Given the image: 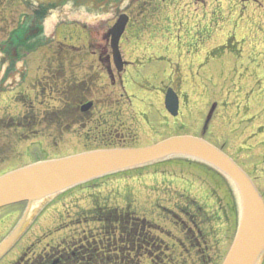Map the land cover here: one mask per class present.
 Masks as SVG:
<instances>
[{"label": "rangeland", "instance_id": "374dc122", "mask_svg": "<svg viewBox=\"0 0 264 264\" xmlns=\"http://www.w3.org/2000/svg\"><path fill=\"white\" fill-rule=\"evenodd\" d=\"M14 1L17 12L0 15V108L4 117H16L18 128L0 119V174L36 159L198 136L216 104L204 137L222 146L264 193V0H96L104 5L100 9L80 0L91 16L78 2L73 13L84 14L72 23L50 22L53 12L38 18L33 11H40V3ZM116 1L119 13L125 9L130 15L120 39L128 63L121 72L114 68L106 38L119 16ZM21 20V31H13ZM222 46L228 47L218 51ZM58 65L63 75L69 74L66 81L80 84L95 77L93 107L87 116L78 111L85 116L82 125L70 123L61 142L47 128L60 121L52 108L60 104L44 90ZM168 86L180 94L175 117L164 106ZM11 89L12 106L6 104ZM33 108H52L53 113L45 118L34 113L38 124L33 128ZM74 119L71 115L67 122ZM237 201L233 184L212 167L170 156L79 183L44 198L35 211L27 210L26 203L0 209V240L31 212L0 264L101 235L94 206L122 213L128 206L132 215L153 224L151 233L159 242L150 253L140 252L139 264H221L236 232ZM257 264H264V254Z\"/></svg>", "mask_w": 264, "mask_h": 264}, {"label": "water", "instance_id": "95a60500", "mask_svg": "<svg viewBox=\"0 0 264 264\" xmlns=\"http://www.w3.org/2000/svg\"><path fill=\"white\" fill-rule=\"evenodd\" d=\"M128 17L121 15L108 30L113 61L123 66L119 40ZM91 103L82 107L87 110ZM165 105L172 115L178 113V97L169 88ZM209 113L206 123L211 118ZM170 156H185L211 165L235 187L239 198V220L230 249L222 264H256L264 253V201L247 173L221 149L203 138L173 136L140 148L94 150L58 159L38 161L0 175V207L18 202L31 203L56 195L79 183L115 171L149 164ZM30 216L26 211L20 222L0 244V258L18 239Z\"/></svg>", "mask_w": 264, "mask_h": 264}, {"label": "flooded vegetation", "instance_id": "af4514ba", "mask_svg": "<svg viewBox=\"0 0 264 264\" xmlns=\"http://www.w3.org/2000/svg\"><path fill=\"white\" fill-rule=\"evenodd\" d=\"M68 0H59L58 2H50L47 5H39L40 7V11L38 13V16L41 17L43 16L46 12H48L50 9H57L61 6H63ZM221 1V0H218ZM76 3L80 2V0H75ZM15 3L14 0H0V15L4 14V13H14L17 12V9H14V7H17L15 5H13ZM44 6V7H42ZM120 4L118 3V1H116V4L114 6V12L115 14L119 13L120 9ZM124 9V7H123ZM125 12V9L122 10L120 13ZM119 13V14H120ZM22 14L19 15L20 18H25V16ZM26 19V18H25ZM19 26L22 25V20L20 21V24H18ZM20 29H22V27H20ZM21 31V30H20ZM19 32V30H18ZM29 32H33L32 29ZM63 69H61L60 71L62 72ZM25 75H23L24 77ZM121 79V77H120ZM46 80V79H45ZM47 87H44V90H46ZM110 100L109 102H112V96H110ZM128 101V98H127ZM108 102V104H109ZM215 104H213L211 106L214 107ZM215 108V107H214ZM65 107H60L59 109H57V111H61L65 110ZM59 111V112H60ZM52 112V109H44V110H36L33 108V111L30 112V115L32 117V122L33 124L32 127L34 128L36 124V120H37V114L34 113H41L44 118L49 115V113ZM0 119H3V111H1L0 109ZM23 114L26 113L25 110L22 111H18L17 114ZM53 113V112H52ZM64 111L63 114L60 113L59 114V119L60 121L58 123H55L54 125H51L52 128L47 127L48 131L51 138L54 139V141H59L61 142V140L63 139V136L67 134V126L69 125V123L67 122L66 116L64 115ZM62 115V116H61ZM62 117H64V121L61 119ZM16 120V119H15ZM3 121V120H2ZM14 121V119H13ZM1 122V120H0ZM71 124H73L74 126L79 127L80 125H82V117L76 115L74 120H71L70 122ZM3 124V123H2ZM1 125V123H0ZM4 126V124H3ZM13 128L12 129H16V127L18 128V123L17 120L13 122ZM47 128H45V130H47ZM207 126L204 128V123L202 125L201 128V132L202 134H206L207 133ZM36 130V129H34ZM36 133V132H35ZM206 138V137H205ZM218 141V140H217ZM222 147V146H221ZM261 193L264 196V193L261 191ZM11 215L10 213L7 214L4 217H7ZM3 217V218H4ZM120 235H113L110 238L112 239V242L110 245H106L105 244V238L101 235H94V236H86L83 239L78 240V242H75V244H68L66 245H62L59 246V248L53 250V251H48L47 254H42L39 257H28V258H19L20 256H17L14 260H12L11 262H8L6 264H120V260H119V249L122 247L121 244H124V248H127V250H124V261L129 262L130 261V255L127 254L128 252L130 253V245L129 243L124 240L123 243L117 244L116 240L119 239ZM3 238V237H2ZM126 237L124 236V239ZM127 242V243H126ZM69 243V242H67ZM1 260V259H0ZM1 262V261H0ZM130 263V262H129ZM126 264V263H125Z\"/></svg>", "mask_w": 264, "mask_h": 264}, {"label": "trees", "instance_id": "16d2710c", "mask_svg": "<svg viewBox=\"0 0 264 264\" xmlns=\"http://www.w3.org/2000/svg\"><path fill=\"white\" fill-rule=\"evenodd\" d=\"M63 46V45H62ZM224 49V48H223ZM73 59V58H72ZM95 77L92 76L89 79H86L84 82L80 84L75 83V81H69L67 83L66 90L62 92L63 98L67 103V106H75L80 105L85 102L89 96H91V86L94 83ZM90 88V89H89ZM100 209L96 208L94 211L96 212V220L101 222V225L104 226L102 230H104V235L109 237L113 235H120L119 241L124 242L126 240L129 243L130 250L132 251V255H130V264H139L141 261V253L145 248L146 253L151 252V248L157 245V240L154 235L151 233L154 228L153 224L147 220L146 218L135 217L132 215L131 210L127 213L119 212L115 209ZM115 230L111 231V229ZM124 236L126 237L124 239ZM162 240L160 239V243ZM112 239L110 238L107 241V245L111 244ZM126 242V243H127ZM125 243L121 244L122 247L119 250V253H123V250H127L124 248ZM135 252H139V254H135ZM148 254V253H147ZM120 260V264H127L122 257H118ZM150 260L151 256H149ZM135 261V262H134Z\"/></svg>", "mask_w": 264, "mask_h": 264}, {"label": "bare ground", "instance_id": "6f19581e", "mask_svg": "<svg viewBox=\"0 0 264 264\" xmlns=\"http://www.w3.org/2000/svg\"><path fill=\"white\" fill-rule=\"evenodd\" d=\"M41 204V200L31 203V211L36 210V208Z\"/></svg>", "mask_w": 264, "mask_h": 264}]
</instances>
